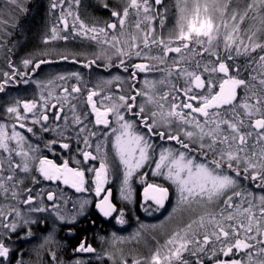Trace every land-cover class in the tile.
<instances>
[{"label": "snow or ice", "instance_id": "snow-or-ice-1", "mask_svg": "<svg viewBox=\"0 0 264 264\" xmlns=\"http://www.w3.org/2000/svg\"><path fill=\"white\" fill-rule=\"evenodd\" d=\"M81 3L49 0V47L23 59L22 71L9 45L30 8L0 0L8 67L0 94L21 84L39 89L0 105V264H28L15 245L30 242L38 224L48 233L41 247L63 248L61 228L73 238L77 228L88 231L84 220L95 228L90 207L105 223L125 225L118 203L136 200L134 178L145 213L170 206L168 217L181 224L162 242L150 237L148 255L121 251L119 264H264V0H98L109 20L87 23ZM61 41L96 50L89 57L51 47ZM60 62L110 78L84 81L73 71L33 79ZM57 148L69 158L50 159ZM126 239L113 232L111 246ZM70 251L67 264L115 255L98 253L87 236ZM46 255L65 264L51 247Z\"/></svg>", "mask_w": 264, "mask_h": 264}, {"label": "rangeland", "instance_id": "rangeland-1", "mask_svg": "<svg viewBox=\"0 0 264 264\" xmlns=\"http://www.w3.org/2000/svg\"><path fill=\"white\" fill-rule=\"evenodd\" d=\"M27 2L30 12L27 17H22L20 19L19 27L14 34L13 43L9 45L12 49L10 59L16 67L22 71L24 70L21 63L23 59L38 55L49 47L43 44V37L47 32L49 25L52 23V20L48 15L47 8L49 0H27ZM169 3H171V0H169ZM80 12L81 18L84 19L86 23L91 22L92 20H99L101 22L109 20V14L106 11L102 12L99 10L98 0H82ZM82 44H87V42L76 41L64 43L61 41L54 43L51 47H56L64 51L83 53L84 55L90 57L91 53L96 49L81 46ZM0 71H8L3 53H0ZM73 71L79 72L83 76L84 81H95L100 78H110L109 72L106 70H90L84 68L80 64L60 62L50 66H44V70L38 76H34L33 79L46 80L53 74H66ZM115 74H117L116 70L113 69L112 75ZM119 74L122 76L125 75L122 72ZM137 86L139 87L140 85ZM123 87L127 88V85L125 84ZM38 92L39 89L34 83H30L28 85L21 84L18 87L13 86L8 90L9 94L7 96L0 94V105H6V101H10L12 98L22 99L23 96L37 95ZM2 115L3 112L0 111V116ZM37 135L39 136L40 134L38 133ZM30 138L34 142L36 141V137ZM44 138L47 139L50 137L45 136ZM149 180L150 182L163 183V181L159 179L153 180L151 175L149 176ZM113 183L116 184L117 187L119 186V180H114ZM117 187L113 188V194L114 197L118 199ZM133 187L136 189V200L131 203H126L125 201L120 200L118 203V207L124 208L127 223L121 226L116 224L114 220L111 223H105L103 220V231H98V236L93 240L92 244L97 248L98 253H101V255H103L104 252H113L115 254L113 259L104 257L99 261V264H119L121 251L125 255L129 253L133 256L148 255L153 247L150 237H155L156 240H160L162 242L163 236L181 224L180 217H168V212L171 211L170 206H166L167 211L161 210L160 212H153L151 215L145 213L140 207L141 202L139 199V193L141 188L138 184V178H134ZM66 191H68L70 196L72 195L69 190L66 189ZM89 212L91 217L93 212L91 207ZM39 215L43 216L47 215V213ZM86 222L87 220L82 221L81 226H83ZM141 224L145 226L143 235L139 239H131V237L140 229ZM152 225H156L157 227L152 228ZM32 231L34 233V237L30 238V242H18L15 245L27 253V255L24 256V259L28 262V264H49V257L46 255L48 247H51L53 251H56L57 255L65 262V264L71 260L72 253L70 248L74 247L73 244L75 240L73 237H69V230L67 228L59 229L56 236L57 241L64 246L63 248H59L56 245L41 247L44 244V237L48 234L43 225L38 224L33 226ZM48 231H51V228H49ZM95 232L96 231L94 229L90 231L92 235L95 234ZM113 232H115L118 236L128 238L118 246V249H114L111 246L110 235ZM101 237H104V239L101 240ZM82 258L87 259L88 256L85 254ZM129 264H131V259H129Z\"/></svg>", "mask_w": 264, "mask_h": 264}, {"label": "flooded vegetation", "instance_id": "flooded-vegetation-1", "mask_svg": "<svg viewBox=\"0 0 264 264\" xmlns=\"http://www.w3.org/2000/svg\"><path fill=\"white\" fill-rule=\"evenodd\" d=\"M73 83H74V81H73ZM89 86H91V84H89ZM34 96H36V95L23 96L22 99H30V98H33ZM56 152L60 153V155H56V154H53V153H47V154L49 155L50 159L55 160L57 163H60L62 159H68L69 158V156L68 155H64L59 148L56 149ZM69 155H75V154L74 153H69ZM91 163H95L98 166V162H91ZM69 191L72 193L71 190H69ZM76 195H81V194H76ZM92 198L95 199L94 197H92ZM91 209H92L93 212H92V216L90 217V219L96 220V227L93 228L91 225H89L86 222V223L83 224L82 227L86 226L88 228L87 232H80L79 228L75 229V236H74L75 242L73 244L74 246L79 242V240L83 236H87L88 237V242L92 244L93 240L98 236V231H103V219L100 218L98 216V214L95 213V209L94 208H91ZM92 229H94L96 231L95 234H93V235L90 233V231ZM92 246L94 247L93 244H92Z\"/></svg>", "mask_w": 264, "mask_h": 264}]
</instances>
